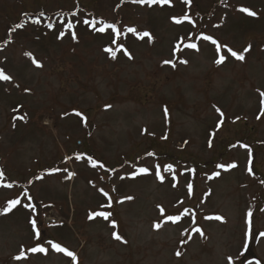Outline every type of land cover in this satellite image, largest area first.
<instances>
[{
	"label": "rangeland",
	"instance_id": "rangeland-1",
	"mask_svg": "<svg viewBox=\"0 0 264 264\" xmlns=\"http://www.w3.org/2000/svg\"><path fill=\"white\" fill-rule=\"evenodd\" d=\"M0 69V264H264V0H0Z\"/></svg>",
	"mask_w": 264,
	"mask_h": 264
},
{
	"label": "snow or ice",
	"instance_id": "snow-or-ice-1",
	"mask_svg": "<svg viewBox=\"0 0 264 264\" xmlns=\"http://www.w3.org/2000/svg\"><path fill=\"white\" fill-rule=\"evenodd\" d=\"M132 2L133 3H138V4L153 5V4H170L171 0H132ZM185 3H190V0H185ZM239 10L242 13H246V14H248L250 16H255L256 15L255 12L251 11L248 8L242 7ZM172 19H173V21L176 24H181L183 21H188L189 23H193L191 21V17L188 16L187 14H185L182 18L173 17ZM37 23H39V21H37ZM83 23H85V24L91 23L92 27L95 29V31L100 32V33L105 32L106 29H112L114 32H116L117 37H119L121 35V32L118 29H116L115 25H113V24H105L102 27H96L94 22H90L88 20H84ZM17 27L18 28L19 27H23V25H17ZM49 27H52V25H49ZM68 27L71 29L72 25L69 24ZM127 32L136 33V29L130 27V28L127 29ZM63 35H64V33L61 32L60 36L62 37ZM137 35L141 39L144 38V37H148L149 40H151V34L148 33V32L137 33ZM72 38L76 39L75 32L72 33ZM202 39L206 40V41H211V43L213 45H215V51L218 54V58L215 60V63L217 65L222 64L226 60V56L223 55V54H220L222 47L227 50V53H229L231 55V57H234L235 59L240 60V61H243L245 59V56H244L243 53H246V52L250 51V48H251V46L249 45L248 47L244 48L242 52L238 53L237 51H234L232 48L228 47L227 45H221L216 39H214L211 36H203ZM113 43H115V41H113ZM120 47L122 48L123 46L121 45ZM179 47H180L179 44H177L175 50H179ZM185 47L190 48V49H197L198 50L197 45L195 43H188V44L185 45ZM104 50L106 52L110 53L112 58L115 59L116 53L113 51V49L111 47L105 48ZM124 54L128 55L129 58H131L130 53H128L126 50H125ZM28 55H31V54L29 53ZM33 63L36 64L38 67L41 66L39 64V62L35 60V58H33ZM163 63L164 64H172V66L175 67V64L171 60H165ZM180 63H185L186 64L187 61L186 60H181ZM0 80L8 81V80H11V77L6 75L4 73V71L2 69H0ZM261 96L264 97V92L261 93ZM261 103L264 104V100H262ZM106 107H110V106H106ZM164 111H165V115H167V109L166 108H165ZM217 112H220V110L217 109ZM76 115L77 116H82V114L79 113V112H76ZM223 115H224L223 112H220V116L223 117ZM262 115H264V111H262ZM221 123H222V120H221ZM209 146H211V141L209 142ZM240 146L243 147V148H248V145H245V144H242ZM248 154H249V157H251V155H252L251 149H249V153ZM149 155H153V154L149 153ZM77 158L79 159L80 157H77ZM89 160H91L90 157H89ZM91 163H92V165L94 167L96 166V161L91 160ZM249 164H251V160H249ZM236 166L237 165L234 164V163L233 164H228V165H223V164L222 165H218V167L226 168V169L235 168ZM100 167H103V165L101 164ZM159 170H160V165H156V175L162 181L164 179V177L160 175V171ZM54 171H56V170H54ZM139 171L141 173H146L148 171V169L141 168ZM165 171H172V165H167L166 168H165ZM248 171H249V173H251L252 172V168L249 167ZM0 175H2V173H0ZM215 175L218 176L219 173H215ZM8 186L11 187V185H8ZM173 186H175V185H173ZM188 189H189V194H191V189H192V185L191 184L188 185ZM100 191L105 197H108L107 207H111V197H109V194L107 192H104L103 189H100ZM29 199H31V198L29 197ZM126 199H132V197H126ZM19 204H20L19 200L10 201L8 206L4 209V213L11 212L12 209L15 208ZM24 207L29 208L32 212L36 211V207L33 204H25ZM262 211H264V209H262ZM160 212L163 215L164 209L162 207L160 208ZM110 215H111L110 212L98 211V212H93L89 216V219H93L95 217H103L105 220H108ZM209 218H211V217H209ZM166 219L175 223V222L179 221L181 219V217L180 216H167ZM215 219L219 220V219H222V218L217 216V217H215ZM29 223L32 226V229H33V232L35 233L36 238H39L41 236V233H40V230L38 228V220L35 217H33V218L30 219ZM111 223H112V227L115 228L116 227V222L112 221ZM246 223H247L249 231H251L252 226H253V213L251 211H249L247 213ZM161 226L162 225L159 224V223H157L155 225V227L157 229H159ZM194 231H196L201 236H203V232H202V230L200 228H196V229H194ZM113 235H114V238L117 239V240H121L122 239V237L120 235L116 234L115 232L113 233ZM261 236H264V232L261 233ZM186 242L187 241H184V243H186ZM47 243L56 252L64 253L65 255L71 257L73 261L76 260L75 254L73 252L69 251L67 248L61 246V244H59L57 242H54V241H51V240L48 241ZM28 251H30L32 253H47L48 249L46 247L42 246V245H37L36 247L29 248ZM176 255L180 256L181 253L179 251H177ZM15 259H17V260L26 259L25 255H24V252L21 251L20 254L17 257H15ZM228 259H229V262H231V257H229Z\"/></svg>",
	"mask_w": 264,
	"mask_h": 264
}]
</instances>
